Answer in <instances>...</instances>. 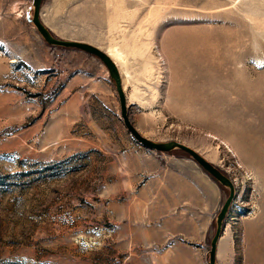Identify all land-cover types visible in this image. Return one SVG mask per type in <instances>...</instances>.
<instances>
[{
	"label": "rangeland",
	"instance_id": "obj_1",
	"mask_svg": "<svg viewBox=\"0 0 264 264\" xmlns=\"http://www.w3.org/2000/svg\"><path fill=\"white\" fill-rule=\"evenodd\" d=\"M28 12L0 0V264H208L228 188L139 143L106 66ZM40 18L120 53L131 125L234 184L216 264H264V0H42Z\"/></svg>",
	"mask_w": 264,
	"mask_h": 264
},
{
	"label": "water",
	"instance_id": "obj_2",
	"mask_svg": "<svg viewBox=\"0 0 264 264\" xmlns=\"http://www.w3.org/2000/svg\"><path fill=\"white\" fill-rule=\"evenodd\" d=\"M42 0H33V13H27L26 18L29 22H31L38 33L42 36L45 42L50 45L62 46V47H73L80 50H83L95 57H97L107 68L109 76L113 81L116 91L118 93L120 107H121V116L123 121L130 131V133L134 136V138L150 149H154L161 152H169L173 149H180L186 152L189 157H191L202 169L203 171L209 175L215 182H217L220 186L226 187L229 190L228 196L226 197L224 203L222 204L221 209L219 210L216 216V228L213 237L210 241V249L208 252V264H216V249L217 242L222 230L223 221L227 214L229 205L234 196V184L228 178V176L215 164L208 161L202 154H200L195 149L187 146L183 143H180L175 140H170L166 142L154 141L152 139L146 138L142 136L130 123L127 116V107H126V96L122 86V79L120 75V71L116 62L106 53V51L100 49L99 47L90 44L88 42L79 41V40H66L61 39L55 36L50 28H48L40 18V8H41Z\"/></svg>",
	"mask_w": 264,
	"mask_h": 264
},
{
	"label": "bare ground",
	"instance_id": "obj_3",
	"mask_svg": "<svg viewBox=\"0 0 264 264\" xmlns=\"http://www.w3.org/2000/svg\"><path fill=\"white\" fill-rule=\"evenodd\" d=\"M107 53L114 61H116V59H120L121 55L117 50L107 51Z\"/></svg>",
	"mask_w": 264,
	"mask_h": 264
}]
</instances>
